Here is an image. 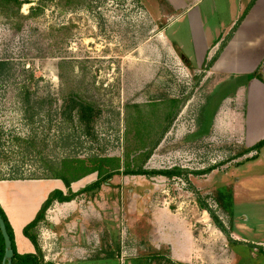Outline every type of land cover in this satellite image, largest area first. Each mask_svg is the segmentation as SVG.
<instances>
[{
	"label": "rangeland",
	"instance_id": "1",
	"mask_svg": "<svg viewBox=\"0 0 264 264\" xmlns=\"http://www.w3.org/2000/svg\"><path fill=\"white\" fill-rule=\"evenodd\" d=\"M252 1L201 0L194 13L224 30ZM171 14L166 0H0V178L64 183L52 178L64 159L124 172L128 160L141 163L166 115L177 114L144 169L180 168L183 175L121 173L99 190L55 201L38 230L47 261L180 264L170 259L178 233L193 241L194 264H264V249L255 245L264 242V148L250 161L256 152L236 157L229 148L243 143L235 123L245 101L231 88L245 78L213 73L216 52L186 55L193 27L186 18L172 22ZM72 92L102 109L96 139L61 115ZM160 92L188 98L180 107L161 100L154 108ZM98 179L94 171L70 188L81 192ZM219 191L232 194V209L220 207ZM201 203L229 237L247 242H230Z\"/></svg>",
	"mask_w": 264,
	"mask_h": 264
},
{
	"label": "crops",
	"instance_id": "2",
	"mask_svg": "<svg viewBox=\"0 0 264 264\" xmlns=\"http://www.w3.org/2000/svg\"><path fill=\"white\" fill-rule=\"evenodd\" d=\"M166 1L172 9L171 16L174 17L172 22L176 23L178 20L186 18L189 25L193 27V53H186L192 60L207 58L210 52H216L215 56L218 55V57L212 66V72L222 75L226 81L230 75L245 77L256 74L249 81L237 83L231 88L236 91L237 96L242 95L245 101L244 111L239 112L235 123L238 128L237 135L239 134L243 142L240 144L255 145L264 139V66L263 74L260 76L259 73L264 61V0H256L242 21L236 22V19H233L228 25L224 24L229 26L224 30L220 24L211 27L214 24H211L207 19L204 20L200 13H194L197 5L202 4L201 0ZM241 9L242 7L240 11ZM230 29L233 30L230 34L231 37L221 50L226 41L222 36ZM174 42L185 50L178 40ZM260 55L261 60L258 59ZM230 96L231 94L227 96V99ZM56 189L64 191V183L52 179H0V205L14 231L18 253L22 255L36 254V246L25 234V227L36 218L50 193ZM177 234H175L174 244L170 242L173 246L170 259L174 263L194 264L192 263L193 241L191 238ZM235 240L247 242L237 234ZM184 244H187L186 248H184ZM259 244L264 245V242L256 241L257 247ZM260 247L264 249L263 246Z\"/></svg>",
	"mask_w": 264,
	"mask_h": 264
},
{
	"label": "trees",
	"instance_id": "3",
	"mask_svg": "<svg viewBox=\"0 0 264 264\" xmlns=\"http://www.w3.org/2000/svg\"><path fill=\"white\" fill-rule=\"evenodd\" d=\"M9 2H14L16 5H22L25 3L24 1L20 0H6ZM256 0H253L251 4L245 9L240 21H242L245 16L249 13L251 8L253 7L254 3ZM239 21V22H240ZM231 35L228 37V39L223 43L221 50L225 47L227 41L230 39ZM220 50V51H221ZM219 54V53H218ZM218 55L214 58V61L217 59ZM255 74H250L245 76L244 80L242 83L249 81L251 78H253ZM27 95L29 94V90L26 91ZM188 97L185 99L181 100L176 97H171L170 95L166 94V92H160L157 95H155L152 100L153 102L151 105H153L154 108L159 106L158 101L164 100L171 102V106H181L180 103L183 101V103L187 100ZM29 99V96L27 97ZM64 103L61 108V115L66 118L68 121H75L77 119V123L83 128L84 134L88 136L89 138L96 139L97 133H96V126L97 123L101 117L102 114V109L95 103L90 102L86 99H84L82 96H80L77 93H69L64 97ZM180 109V108H179ZM178 113V112H177ZM141 114V113H139ZM177 114L172 113L171 115H166V119L168 120V124L165 127V129L162 131L160 137L152 144V147L148 150H144L141 154V163L139 164H133L130 162V160L127 161L126 163V168L124 172L121 171V168L116 167L117 169L114 170H109L108 168L104 167V164L99 163L95 164L94 166H89L85 160H79V159H64L62 161L61 167L60 168H53L52 173L53 177L52 178H57V179H62L65 183V185L68 187L69 191L64 192L61 189H56L52 193H50L49 197L47 200L44 202L42 205L40 211L38 212L36 218L29 223L25 227V234L33 241V243L36 246L37 252L36 254H26L22 255L18 253L16 245H15V240H14V231L12 229V226L2 209L0 205V211L2 213L3 218L5 219L8 232L10 234L11 240H12V247L14 250V258H13V264H54L53 262L47 261L45 259V255L42 251V248L39 243L38 239V230L41 225V223L44 221L46 218V213L48 208L55 202H70L74 200L77 196L78 193H84L85 191H88L90 188H97L101 186V184L104 181H107L114 177L117 174H127V175H156V174H162V175H167V176H181L183 175V172L180 168L176 169H168V170H148L144 169V164L147 162L149 157L151 156L153 150L159 146V142L162 138V136L165 134V132L168 130V128L171 126L173 123V120ZM135 121V119H134ZM143 122V121H142ZM141 132V131H139ZM144 136V135H143ZM140 141L146 139L145 137L140 136L139 137ZM264 147V139L260 140L253 146H246L244 144L240 143H235L234 145L232 144L230 149H234L236 151V157H241L246 154L256 152L255 154L249 156L246 158V161L254 160L257 159L260 156V151ZM214 167H211L207 169L206 171L209 172L213 170ZM98 171V177L99 179L97 182H95L93 185L89 186V188L82 189L81 192H74L71 190V184L74 181H77L81 179L84 176L89 175L90 173ZM37 179L45 178L42 176L36 177ZM0 179H5V178H0ZM10 179H17V178H10ZM23 179V178H22ZM216 200L220 204V207L223 210H228L232 209L231 207L233 206V196L232 194L226 195L222 191H219L217 195L215 196ZM201 206L208 211H210L211 217L216 224L218 228H220L221 231H223L227 236L228 231L223 222L219 219L218 215L215 214L213 210H209L208 205L201 203ZM229 241L232 242L234 239L232 237H229ZM5 254V241L2 235V232L0 230V264H2V260L4 258Z\"/></svg>",
	"mask_w": 264,
	"mask_h": 264
},
{
	"label": "water",
	"instance_id": "4",
	"mask_svg": "<svg viewBox=\"0 0 264 264\" xmlns=\"http://www.w3.org/2000/svg\"><path fill=\"white\" fill-rule=\"evenodd\" d=\"M20 1L28 2V1H33V0H20ZM182 57L185 58L184 55H182ZM99 189L100 188L98 187L94 191L99 190ZM0 230L2 232L4 241H5V254L2 260V264H13L14 250L12 247V240H11L5 219L3 218L1 211H0Z\"/></svg>",
	"mask_w": 264,
	"mask_h": 264
},
{
	"label": "built area",
	"instance_id": "5",
	"mask_svg": "<svg viewBox=\"0 0 264 264\" xmlns=\"http://www.w3.org/2000/svg\"><path fill=\"white\" fill-rule=\"evenodd\" d=\"M259 246H264V245L259 244Z\"/></svg>",
	"mask_w": 264,
	"mask_h": 264
}]
</instances>
